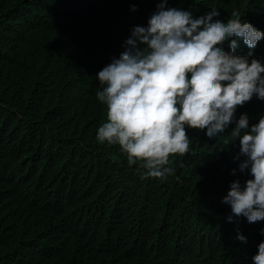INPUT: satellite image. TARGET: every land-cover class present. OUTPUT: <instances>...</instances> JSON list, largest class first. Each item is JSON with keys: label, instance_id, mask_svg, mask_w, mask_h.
<instances>
[{"label": "trees", "instance_id": "16d2710c", "mask_svg": "<svg viewBox=\"0 0 264 264\" xmlns=\"http://www.w3.org/2000/svg\"><path fill=\"white\" fill-rule=\"evenodd\" d=\"M159 2L0 0V264H252L264 221L229 222L222 203L231 182L251 178L233 159L235 122L213 138L187 129L190 151L170 157L174 174L165 180L142 178L118 145L95 139L107 113L95 74L119 57L134 26L147 27ZM166 7L194 18L215 8L225 22L237 10L264 32V0ZM233 39L235 54L251 51L264 64V39L255 49ZM242 113L258 123L264 100L238 107L237 120Z\"/></svg>", "mask_w": 264, "mask_h": 264}, {"label": "clouds", "instance_id": "9594fccd", "mask_svg": "<svg viewBox=\"0 0 264 264\" xmlns=\"http://www.w3.org/2000/svg\"><path fill=\"white\" fill-rule=\"evenodd\" d=\"M167 2L160 0L147 27L132 28L119 57L98 72L96 97L107 113L95 139L118 145L129 166L143 169L142 178L165 180L174 174L170 157L190 151L187 129L213 138L235 122L229 133L239 151L233 159L251 178L243 185L231 182L222 203L231 208L229 222L264 221V115L251 126L247 113L236 119L237 108L254 96L264 100V64L250 59L251 51L235 54L233 39L255 49L264 32L242 22L237 10L225 22L215 8L194 18L191 11L167 8ZM237 239L247 242L242 234ZM251 260L264 264V241Z\"/></svg>", "mask_w": 264, "mask_h": 264}, {"label": "bare ground", "instance_id": "6f19581e", "mask_svg": "<svg viewBox=\"0 0 264 264\" xmlns=\"http://www.w3.org/2000/svg\"><path fill=\"white\" fill-rule=\"evenodd\" d=\"M123 19H124V17H123ZM125 22H126V21H125ZM120 23H121V22H120ZM58 28H59V27H58ZM45 29H46V28H45ZM59 29H60V28H59ZM42 30H43V29H42ZM42 30H41L40 32H43ZM50 30H51V29H50ZM50 30H49V31H50ZM44 31H45V30H44ZM46 31H47V30H46ZM49 31H47V32H49ZM56 31H57V30L55 29V31H53V32H56ZM53 32H52V33H53ZM45 33H46V32H45ZM50 33H51V32H50ZM50 33H48V35H50ZM37 34H38V33H37ZM40 34H41V33H40ZM53 34H54V33H53ZM44 35H45V36H43V34H42V35H40V36H43V37H46V36H47L46 34H44ZM36 36H38V35H36ZM52 36H53V35H52ZM33 37H34V35H33ZM38 37H39V36H38ZM38 37H37V38H38ZM31 38H32V37H31ZM31 38H30V40L32 41ZM49 38H50V37H49ZM49 38H48V40H49ZM55 39H56V38H55ZM34 40H35V39H34ZM36 40H38V39H36ZM36 40H35V41H36ZM39 40H40V39H39ZM43 40H44V39H43ZM43 40H42V41H43ZM57 40H58V39H57ZM57 40H56V41H57ZM101 40H102V39H101ZM29 42H30V41H29ZM37 42H38V41H37ZM37 42H36V43H37ZM40 42H41V41H40ZM30 43H32V42H30ZM34 43H35V42H34ZM42 43H43V42H42ZM51 43H52V42H51ZM98 43H99V42H98ZM99 44H100V43H99ZM103 44H104V43H103ZM109 44H110V43H109ZM26 45H27V44H26ZM92 45H93V44H92ZM107 45H108V42H107ZM28 46H29V45H28ZM30 46H31V45H30ZM33 46H35V45H33ZM36 46H37V44H36ZM39 46H40V43H39ZM39 46H38V47H39ZM42 46H43V45H42ZM105 46H106V44L104 45V47H105ZM38 47H37V48H38ZM53 47H54V46H53ZM95 47H96V46H95ZM97 47L102 49V46H101V45H100V47H99V45H98ZM29 48H30V47H29ZM34 48H36V47H33V49H34ZM40 48H41V47H40ZM93 48H94V47H93ZM93 48H92V49H93ZM24 49H25V48H24ZM26 49H28L27 46H26ZM29 50H30V49H29ZM29 50H28V51H29ZM93 50L95 51V49H93ZM105 50H106V53H107V48H106V47H105ZM24 51H25V50H24ZM34 51H35V50H34ZM76 51H77V50H76ZM21 52H22V51H21ZM31 52H32V51H31ZM36 52H37V51H36ZM96 52H98L99 54H101L99 51H96ZM109 52H110V53H109ZM109 52H108V53L111 55V53H112L113 51H109ZM23 53H24V52H23ZM25 53H27V52L25 51ZM29 53H30V52H29ZM113 53H114V52H113ZM27 54H28V53H27ZM104 54H105V53H104ZM21 55H22V54H21ZM21 55H20V56H21ZM23 55H24V54H23ZM23 55H22V56H23ZM105 55H106V54H105ZM116 55H117V53H116ZM24 56H25V55H24ZM98 56H100V55H98ZM101 56H102V55H101ZM113 56H114V55H113ZM113 56H112V57H113ZM109 57H111V56H109ZM19 58H20V57H19ZM106 58H107V57H106ZM97 59H98V58H97ZM100 59H101V58H100ZM103 59H104V58H103ZM107 59H108V58H107ZM98 60H99V59H98ZM111 60H112V58H111ZM19 61H20V60H19ZM19 61H17V63H19ZM104 61H105V60H104ZM104 61H103V63H105ZM108 61H109V60H108ZM46 63H47V62H46ZM63 64H64V63H63ZM94 64H95V63H94ZM97 64H99V63H97ZM97 64H96V65H97ZM106 64H107V61H106ZM12 65H13V64H12ZM50 65H51V64H50ZM68 65H69V64H68ZM68 65H67V66H68ZM99 65H100V64H99ZM101 65H102V62H101ZM103 65H104V64H103ZM103 65H102V66H103ZM14 66H15V65H14ZM16 66H17V65H16ZM62 66H63V65H62ZM44 67H45V66H44ZM96 67H97V66H96ZM98 67H99V66H98ZM11 68H13V67H11ZM68 68H69V67H68ZM14 69H15V68H14ZM61 69H62L61 71H63L64 68H61ZM7 70H8V69H7ZM23 70H24V69H23ZM50 70H51V69H50ZM64 70H65V69H64ZM66 70H67V69H66ZM66 70H65V71H66ZM57 71H59V70L57 69ZM65 71H64V72H65ZM23 72H24V71H23ZM51 72H52V71H51ZM54 72H56V71H54ZM59 72H60V71H59ZM59 72H58L57 74H59ZM7 73H8V72H7ZM24 73H25V72H24ZM80 73H81V72H79V77H80V75H81ZM93 73H94V72H93ZM48 74H49V73H48ZM60 74H61V73H60ZM62 74H63V73H62ZM6 75H7V74H6ZM83 75H84V74H83ZM95 75H97V74H95ZM55 76H56V75H55ZM91 76H92V74H91ZM46 77H48V76H46ZM57 77H58V76H57ZM57 77H56V79H57ZM48 78L50 79L51 77H48ZM58 78H59V77H58ZM94 78H95V77H94ZM51 79H52V78H51ZM53 79H54V77H53ZM78 79H79V78H78ZM46 80H47V79H46ZM57 80H58V79H57ZM93 80H94V79H93ZM94 81H96V80H94ZM54 84H55V83H54ZM54 84H53V85H54ZM92 84H93V83H92ZM55 86H56V84H55ZM97 89H98V88H97ZM217 142H218V141H217ZM237 142H239V141H237ZM219 143H220L221 145L223 144V143H221V142H219ZM219 143H218L217 145H219ZM213 144L216 145L215 143H213ZM208 147H210V146H208ZM208 147H207V148H208ZM208 149H210V148H208ZM209 151H210V150H209ZM188 180H189V179H188ZM181 181H183V180L181 179ZM186 181H187V180H186ZM186 181H185V182H186ZM192 181H193V180H192ZM192 181H191V182H192ZM183 182H184V181H183ZM189 182H190V181H189ZM193 182H194V181H193Z\"/></svg>", "mask_w": 264, "mask_h": 264}]
</instances>
